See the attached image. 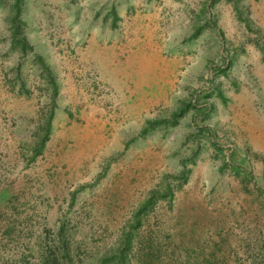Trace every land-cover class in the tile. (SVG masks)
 Here are the masks:
<instances>
[{"label":"rangeland","instance_id":"1","mask_svg":"<svg viewBox=\"0 0 264 264\" xmlns=\"http://www.w3.org/2000/svg\"><path fill=\"white\" fill-rule=\"evenodd\" d=\"M244 2L0 0V264H264Z\"/></svg>","mask_w":264,"mask_h":264},{"label":"crops","instance_id":"2","mask_svg":"<svg viewBox=\"0 0 264 264\" xmlns=\"http://www.w3.org/2000/svg\"><path fill=\"white\" fill-rule=\"evenodd\" d=\"M242 1V0H241ZM253 2L251 3V0H245V2L243 4H247V7L250 6V4L253 6V8H255V16L260 18V11L264 12V0L262 1H256V0H252ZM254 11V10H253ZM243 20V18H242ZM98 53L100 52V48L98 49ZM128 53V57L127 59H133L136 57V51L133 49H129V51L127 52Z\"/></svg>","mask_w":264,"mask_h":264}]
</instances>
